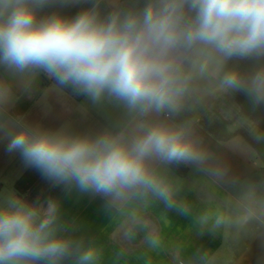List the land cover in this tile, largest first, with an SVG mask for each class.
I'll return each mask as SVG.
<instances>
[{"label": "clouds", "instance_id": "clouds-1", "mask_svg": "<svg viewBox=\"0 0 264 264\" xmlns=\"http://www.w3.org/2000/svg\"><path fill=\"white\" fill-rule=\"evenodd\" d=\"M81 0H0V68L13 74L43 72L93 103L114 101L136 120L130 133L95 137L49 132L19 122L0 124L6 150L54 184L114 202L155 197L169 208L171 185L153 167L199 164L205 153L188 131L153 114L179 113L191 69L209 62L264 57V0H146L139 9L102 14L99 0L68 17L45 9ZM225 89L264 104V68L248 77L227 72ZM7 90L0 82V104ZM207 217H205V220ZM59 205L46 209L19 195L0 202V264H94L97 250L61 235ZM217 217L214 226L222 223Z\"/></svg>", "mask_w": 264, "mask_h": 264}, {"label": "crops", "instance_id": "crops-1", "mask_svg": "<svg viewBox=\"0 0 264 264\" xmlns=\"http://www.w3.org/2000/svg\"><path fill=\"white\" fill-rule=\"evenodd\" d=\"M99 2L102 14H107L139 9L146 0ZM89 6L81 0L47 8L40 15L58 12L71 17ZM262 68L264 57L209 62L203 72L192 68L182 110L149 117L184 127L207 157L202 165L182 163L184 176L172 164H153L186 212L151 196L114 202L54 184L26 166L18 153H9L3 138L0 202L10 195L41 209L57 202L58 223L64 229L60 234L95 248L94 264H264V104L255 105L243 92L221 84L229 71L246 78ZM0 82L7 90V99L0 104V124L19 122L49 132L95 137L128 134L136 123L122 105L109 100L93 103L43 72L17 75L0 68ZM9 183L12 186L5 187ZM217 217L223 222L214 226ZM62 264L76 260L71 257Z\"/></svg>", "mask_w": 264, "mask_h": 264}, {"label": "trees", "instance_id": "trees-1", "mask_svg": "<svg viewBox=\"0 0 264 264\" xmlns=\"http://www.w3.org/2000/svg\"><path fill=\"white\" fill-rule=\"evenodd\" d=\"M172 169L178 173L180 176H184L185 175V168L183 167V164H172L171 165Z\"/></svg>", "mask_w": 264, "mask_h": 264}, {"label": "rangeland", "instance_id": "rangeland-1", "mask_svg": "<svg viewBox=\"0 0 264 264\" xmlns=\"http://www.w3.org/2000/svg\"><path fill=\"white\" fill-rule=\"evenodd\" d=\"M7 183H8V182H7ZM11 186H12L11 183L5 185V187H11ZM123 238H125V236H124Z\"/></svg>", "mask_w": 264, "mask_h": 264}]
</instances>
